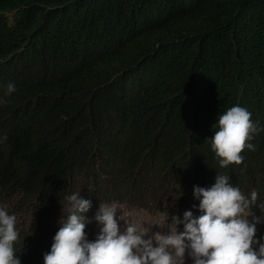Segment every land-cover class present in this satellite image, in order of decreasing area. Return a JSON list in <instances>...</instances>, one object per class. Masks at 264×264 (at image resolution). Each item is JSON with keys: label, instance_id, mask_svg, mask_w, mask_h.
Masks as SVG:
<instances>
[{"label": "trees", "instance_id": "16d2710c", "mask_svg": "<svg viewBox=\"0 0 264 264\" xmlns=\"http://www.w3.org/2000/svg\"><path fill=\"white\" fill-rule=\"evenodd\" d=\"M237 105L254 150L221 167ZM220 174L264 202V0H0V206L22 264H44L72 194L94 240L101 203L199 216L194 188Z\"/></svg>", "mask_w": 264, "mask_h": 264}, {"label": "clouds", "instance_id": "9594fccd", "mask_svg": "<svg viewBox=\"0 0 264 264\" xmlns=\"http://www.w3.org/2000/svg\"><path fill=\"white\" fill-rule=\"evenodd\" d=\"M15 90L14 84H8V94ZM251 116L238 105L219 114V130L211 138V148L221 167L241 164L242 151L254 150L247 143L258 130ZM229 179L220 174L210 188L195 186L202 214L185 211L183 219L172 216L170 224L169 215L149 221L142 212L116 202L101 203L95 215L100 230L94 240L85 231L84 215L92 203L79 193L72 194L67 197L70 214L61 219L62 227L44 255V264H184L186 253L193 264H264V238L257 237V225L264 217L253 210L259 207L264 212V202L257 204L255 190L249 199ZM119 221H123V230ZM181 224L183 231L178 230ZM154 226L168 231H153ZM19 237L17 217L0 206V264H22L15 248Z\"/></svg>", "mask_w": 264, "mask_h": 264}, {"label": "rangeland", "instance_id": "374dc122", "mask_svg": "<svg viewBox=\"0 0 264 264\" xmlns=\"http://www.w3.org/2000/svg\"><path fill=\"white\" fill-rule=\"evenodd\" d=\"M141 204H144V206L142 207V206H138V203L137 204H134V205H132V207H129V206H127V205H125V204H122V206L124 207V208H126V209H128V210H134V211H137V212H142L145 216H146V218L149 220V221H151V220H154V219H156L157 217H166V216H158V215H156V214H152L150 211H149V209H148V207H147V204L145 203V202H143V200L141 201ZM187 204V203H186ZM163 208H165L166 206H162ZM97 209H95V215H96V213H97ZM119 210L117 211V216H119ZM167 214L169 215V220H168V223L170 224L172 221H171V217L173 216L172 214H170L169 213V211L167 210ZM250 217H252V216H249V218ZM249 220H252V219H249ZM259 224H261V223H259ZM52 225L54 226L55 225V222L54 221H52ZM120 225H121V230H123V227H124V225H123V223H120ZM100 230V225H97V231H99ZM153 231H163V229H161V228H159V226H154L153 227ZM184 264H193V261H192V259H191V257L190 256H188L187 255V253H186V257H185V262H184Z\"/></svg>", "mask_w": 264, "mask_h": 264}]
</instances>
